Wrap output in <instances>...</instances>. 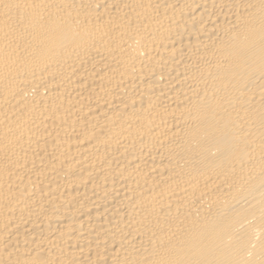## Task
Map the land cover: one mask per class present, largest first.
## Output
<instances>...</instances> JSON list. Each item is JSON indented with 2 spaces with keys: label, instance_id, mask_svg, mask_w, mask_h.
<instances>
[{
  "label": "bare ground",
  "instance_id": "bare-ground-1",
  "mask_svg": "<svg viewBox=\"0 0 264 264\" xmlns=\"http://www.w3.org/2000/svg\"><path fill=\"white\" fill-rule=\"evenodd\" d=\"M0 264H264V0H0Z\"/></svg>",
  "mask_w": 264,
  "mask_h": 264
}]
</instances>
